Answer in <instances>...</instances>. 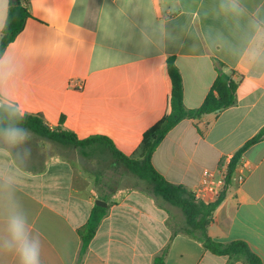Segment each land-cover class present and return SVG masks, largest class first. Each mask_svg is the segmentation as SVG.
<instances>
[{"label": "crops", "instance_id": "obj_1", "mask_svg": "<svg viewBox=\"0 0 264 264\" xmlns=\"http://www.w3.org/2000/svg\"><path fill=\"white\" fill-rule=\"evenodd\" d=\"M23 2L31 18L3 55L0 102L41 114L48 127L61 126L80 139L108 137L128 157L139 156L144 133L164 116L168 58L176 59L188 109L199 108L214 83V58L236 80L242 76L236 106L182 121L152 157L160 175L191 192L205 170L217 172L214 182L224 186L222 161L228 165L264 128V0ZM65 147L44 164L27 156L32 166L24 169L19 150L0 146V241L8 216L19 211L40 237L42 264H153L167 245L165 264L230 263L184 235L171 240L164 210L137 191L108 200L109 213L78 260V229L99 193L96 178L85 175L90 170ZM75 150L88 161L101 151L111 156L103 147L88 149L89 156ZM219 193L208 192L205 203ZM209 235L224 244L245 242L264 264V138L244 153ZM0 264H18V258L0 252Z\"/></svg>", "mask_w": 264, "mask_h": 264}, {"label": "trees", "instance_id": "obj_2", "mask_svg": "<svg viewBox=\"0 0 264 264\" xmlns=\"http://www.w3.org/2000/svg\"><path fill=\"white\" fill-rule=\"evenodd\" d=\"M31 18L29 6L23 0H10L8 11L9 25L2 32L0 39V57H3L7 47L23 32L26 22ZM217 73L203 104L196 109H188L184 104V88L181 73L176 65L175 57L166 60L162 67V75L166 83L167 101L164 116L154 126L148 129L142 138V144L137 158H131L120 152L113 141L105 136H92L80 139L75 133L63 129L61 126L50 128L46 125L41 114H28L19 111L20 116L11 112L8 106L0 102V131L10 126H19L43 139L49 140L74 149L81 150L83 156H89L87 150L92 147H103L110 151L115 163L125 166L132 174L146 182L152 192L165 202L179 209L183 215V222L178 231H172L171 240L181 234L189 237L216 256H225L230 263L242 261L244 264H263L249 246L242 241L220 243L209 235V226L218 207L225 200L233 176L241 164L244 153L264 138V128L249 140L231 158L226 167L225 187L217 201L205 203L198 199L194 192L168 182L160 175L152 164V157L165 137L182 121L186 119L200 120L206 115L219 114L238 103V88L243 77L235 79L236 73L228 70L227 66L217 59H213ZM23 117L22 119L20 117ZM63 120V118H62ZM61 120V121H62ZM61 124V123H60ZM1 138V137H0ZM225 161L220 164L223 169ZM96 187L99 199L108 202L101 190L100 176L96 177ZM111 205L103 208L94 205L86 223L78 229L82 247L78 260H82L89 246L95 238L102 221L107 217ZM170 245H167L160 255L156 256L153 264H165Z\"/></svg>", "mask_w": 264, "mask_h": 264}, {"label": "rangeland", "instance_id": "obj_3", "mask_svg": "<svg viewBox=\"0 0 264 264\" xmlns=\"http://www.w3.org/2000/svg\"><path fill=\"white\" fill-rule=\"evenodd\" d=\"M27 139L25 142L18 145H10L3 137L0 138V146L5 148H16L19 150V159L23 160L24 164L20 162V166L24 169L32 165H28L27 156L33 157L38 163L44 164L49 158H57L60 154L59 148L64 147L49 140L43 139L29 131H26ZM63 149V148H62ZM63 151V150H62ZM26 152L29 154L26 155ZM64 153L90 170L89 173H84L95 180L97 175L101 179V190L107 200L117 202L123 196L131 191H137L152 200L157 206L162 208L166 213V224L172 231H178L183 222V215L181 211L169 203L165 202L161 197L156 196L146 182L139 179L132 174L125 166L115 163L107 151L95 153L93 159L86 160L81 156L79 151L72 147H65ZM36 163V162H35ZM39 164V166L41 165ZM35 165V164H34Z\"/></svg>", "mask_w": 264, "mask_h": 264}, {"label": "clouds", "instance_id": "obj_4", "mask_svg": "<svg viewBox=\"0 0 264 264\" xmlns=\"http://www.w3.org/2000/svg\"><path fill=\"white\" fill-rule=\"evenodd\" d=\"M8 7L9 0H0V32L6 30L9 25ZM7 51L6 49V55ZM4 67V57H0V73L3 72ZM8 109L20 116L17 105L9 104ZM0 137H3L10 145L21 144L27 139L26 130L19 126L3 129L0 131ZM6 233V237L0 241V252L14 254L18 258V264H42L40 237L29 230L25 214L19 211L11 213L7 218Z\"/></svg>", "mask_w": 264, "mask_h": 264}, {"label": "built area", "instance_id": "obj_5", "mask_svg": "<svg viewBox=\"0 0 264 264\" xmlns=\"http://www.w3.org/2000/svg\"><path fill=\"white\" fill-rule=\"evenodd\" d=\"M82 85H79L78 88H81ZM226 167L227 165L223 166L222 170H218V174L221 175V177L224 180V186L220 187L218 184H216L215 178L217 175V172H213L210 170H205L202 176V179L200 181V184L193 190L194 195L205 202L206 199V194L208 192H214L216 190H220L219 195L223 192L224 187H225V176H226Z\"/></svg>", "mask_w": 264, "mask_h": 264}, {"label": "water", "instance_id": "obj_6", "mask_svg": "<svg viewBox=\"0 0 264 264\" xmlns=\"http://www.w3.org/2000/svg\"><path fill=\"white\" fill-rule=\"evenodd\" d=\"M95 205L103 207V208H107L108 207V203L105 201H102L100 199L96 200Z\"/></svg>", "mask_w": 264, "mask_h": 264}]
</instances>
